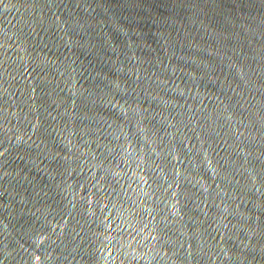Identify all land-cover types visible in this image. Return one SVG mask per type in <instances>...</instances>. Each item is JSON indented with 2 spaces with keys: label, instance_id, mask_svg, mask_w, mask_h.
<instances>
[{
  "label": "water",
  "instance_id": "obj_1",
  "mask_svg": "<svg viewBox=\"0 0 264 264\" xmlns=\"http://www.w3.org/2000/svg\"><path fill=\"white\" fill-rule=\"evenodd\" d=\"M0 264H264V0H0Z\"/></svg>",
  "mask_w": 264,
  "mask_h": 264
}]
</instances>
